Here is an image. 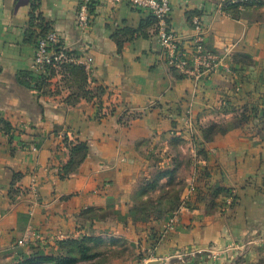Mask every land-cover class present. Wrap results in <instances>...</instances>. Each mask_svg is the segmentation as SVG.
<instances>
[{
  "label": "crops",
  "instance_id": "1",
  "mask_svg": "<svg viewBox=\"0 0 264 264\" xmlns=\"http://www.w3.org/2000/svg\"><path fill=\"white\" fill-rule=\"evenodd\" d=\"M222 1L169 0L186 51L191 16L207 50H229L195 83L161 65L155 24L127 5L96 0L81 33L78 0H0V264L81 237L130 246L105 264H264V3L226 13ZM34 2L59 44L93 61L63 103L31 81ZM210 124L224 133L206 141ZM75 147L82 160L65 174ZM174 168L179 215L166 231L168 177L151 183Z\"/></svg>",
  "mask_w": 264,
  "mask_h": 264
},
{
  "label": "built area",
  "instance_id": "2",
  "mask_svg": "<svg viewBox=\"0 0 264 264\" xmlns=\"http://www.w3.org/2000/svg\"><path fill=\"white\" fill-rule=\"evenodd\" d=\"M95 1L78 0L75 27L81 33L87 32L91 27L90 10ZM107 2L111 5H127L152 17L156 22L155 40L159 48L161 65L195 83L213 75L222 66L229 54L228 49L224 50L222 54L206 49L204 31L197 17L190 19L192 35L189 37V41L191 49L186 51L182 47L181 38L169 27L168 21L171 12L169 0H107ZM258 2L264 3V0H223L221 6L226 4H256ZM59 42V36L53 31L37 38L30 72L34 80L42 82L51 99L63 103L70 94L66 84V75L62 73L63 67L66 64L79 65L86 74H90L93 61L90 56L70 55V51L62 47ZM224 70L229 73V68L224 67ZM228 204H231V201H228ZM178 215L179 211L177 210L169 216L166 222V231L174 228L178 221Z\"/></svg>",
  "mask_w": 264,
  "mask_h": 264
},
{
  "label": "trees",
  "instance_id": "3",
  "mask_svg": "<svg viewBox=\"0 0 264 264\" xmlns=\"http://www.w3.org/2000/svg\"><path fill=\"white\" fill-rule=\"evenodd\" d=\"M257 4V3H256ZM256 4H226L222 8L225 9L226 13H229L232 11H238L239 9H244L246 7H252ZM94 3L91 5V9L93 7ZM91 13V10H90ZM30 30L27 32V35L29 39L35 44L37 38L39 36H44L46 33L51 31V28L44 24L41 17L38 14V4L37 2L32 3L31 5V11H30ZM192 18L189 17V20ZM149 20H151L155 24V30L154 35L156 34V22L155 20L149 16ZM191 25V24H190ZM35 29V30H34ZM59 47V45H58ZM70 55L76 56L80 55L75 52H69ZM62 73L66 75V84L68 89L72 87V83L74 79L80 78L82 81H84V77L88 74H86L83 70V68L79 65L74 64H66L63 67ZM77 76V77H76ZM87 77V76H86ZM31 81L34 83V89L39 94H48L45 90V86L42 84V82H37L33 78H31ZM70 99V98H69ZM69 100L66 101V105L70 103ZM71 104V103H70ZM246 121L245 114L242 113L240 118L237 120L238 125H242ZM2 130L4 131L3 134L5 136H12L13 133L9 131L7 125L2 126ZM224 133V129L216 124H210L205 129H203L202 134L203 138L206 141H209L215 136L222 135ZM81 148L75 147L70 149V161L67 166V168L64 170V173L67 174L71 170L77 166L80 161L82 160V157L80 156L78 158L79 152ZM175 173L176 169L174 168L171 172H162L156 175L154 181L151 183L152 190L157 187V183L162 179L163 177H168V187L171 188L172 192V200H168V203H171L170 211L173 212L176 210L178 203H177V195L179 191L182 189L179 186V183L175 181ZM168 194V193H167ZM220 194H224L225 196L228 195V192L219 191L216 190L212 194V198L215 200ZM161 201V200H160ZM156 218H160V214H155ZM58 246V253L57 255H50V256H39L37 254H34L30 256L26 260H22L17 262L16 264H105L108 262L109 259L113 258H119V257H111V258H105L107 255H104L103 252H99V249H103L104 247L108 248L106 244L103 243V241L100 238L95 237H81L76 240H66L59 242L57 244ZM110 250V249H108Z\"/></svg>",
  "mask_w": 264,
  "mask_h": 264
},
{
  "label": "rangeland",
  "instance_id": "4",
  "mask_svg": "<svg viewBox=\"0 0 264 264\" xmlns=\"http://www.w3.org/2000/svg\"><path fill=\"white\" fill-rule=\"evenodd\" d=\"M113 247H114L113 249L111 248V245L108 246V248L104 247L103 249H99L100 250L99 252H103L104 255H107V257L105 256V258L109 259L111 257H124L123 260H125V258H127L131 252L130 246L127 245L125 242L123 243L119 242L117 245Z\"/></svg>",
  "mask_w": 264,
  "mask_h": 264
}]
</instances>
